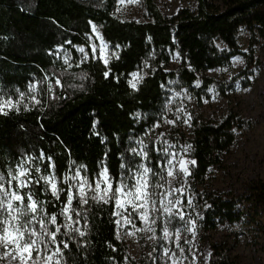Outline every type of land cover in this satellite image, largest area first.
Returning <instances> with one entry per match:
<instances>
[{
  "label": "trees",
  "instance_id": "1",
  "mask_svg": "<svg viewBox=\"0 0 264 264\" xmlns=\"http://www.w3.org/2000/svg\"><path fill=\"white\" fill-rule=\"evenodd\" d=\"M221 1L219 6L211 0H195L193 8L181 7L166 15L155 0H141L144 20L136 21L116 15L118 0H0V89L5 98L14 100L19 89L28 105V110L22 104L20 111L0 115V170L6 172L23 157L37 158L43 152L45 159H36L35 164L47 174V157H52L57 177L68 172L72 161L86 165L89 177L101 161L117 179L142 161L155 173L161 172V146L154 130L165 118L170 91L219 89L221 82L198 73L227 65L240 53L241 27L258 33L264 43V0ZM93 25L108 45L107 66L101 58H93ZM80 47L87 60L82 59ZM174 53L180 63L170 68ZM246 63L243 72H251L252 53ZM134 71L143 72L135 89L129 84ZM46 76L50 82L59 76L65 87L49 93L48 82L41 83ZM33 83L37 90L30 92ZM32 96L40 104H34ZM243 122L232 110L216 122L194 117L189 137L171 128L164 138L190 144L195 164L189 177L192 183L202 184L212 167L222 165L223 154L235 141V129ZM140 146L147 159L131 152ZM249 188L255 201L264 205V178ZM41 189L42 185L36 188L37 197L52 201L46 204L47 211L58 213L60 202ZM204 198L208 203L201 220L204 227L212 229L237 219L236 198L211 192ZM90 204L87 221L80 223L87 235L74 234L68 241L66 264H152L128 256L117 236L112 204ZM81 241L87 246L80 247ZM209 254L208 264H237L221 244H211Z\"/></svg>",
  "mask_w": 264,
  "mask_h": 264
},
{
  "label": "rangeland",
  "instance_id": "2",
  "mask_svg": "<svg viewBox=\"0 0 264 264\" xmlns=\"http://www.w3.org/2000/svg\"><path fill=\"white\" fill-rule=\"evenodd\" d=\"M211 1L219 6L222 4L221 0ZM155 2L166 15L175 13L181 7L195 6V0ZM116 15L124 20L143 21L141 0H125L123 4L118 0ZM93 34L91 49L92 45H96L99 50L101 41ZM103 42L106 43L104 39ZM238 43L240 53L234 55L227 65L198 73L221 82L219 89L211 86L206 92L172 89L169 93L165 118L154 130V137L161 146L163 167L151 180L153 184L163 185L162 188L153 189L157 207L160 208L163 199L165 205L172 207L174 215L169 224L168 215L161 209L152 214L160 218L150 224L141 220L138 213H132L128 218L130 224L122 221L117 226V236L124 243L128 256L135 261L146 258L152 264H208L210 246L218 243L226 247L237 264H264V205L255 201L249 188L253 181L264 178V43L258 33H252L244 27L239 29ZM218 45L223 46L220 42ZM107 53L109 55L108 49ZM250 53L255 67L251 72H243ZM179 63L180 58L174 53L169 67L175 68ZM134 72L143 76L142 71ZM229 110L238 113L244 122L235 129V141L229 151L223 154L222 165L212 167L202 184H194L179 167L181 160L193 161L190 144L170 142L164 138L166 132L175 128L189 137L194 117L216 122ZM168 160H171V165L167 167H171L174 172L172 177L167 175ZM141 163L145 164L144 161ZM192 165H187L189 173ZM207 192L236 198L237 219L220 223L212 229L204 227L201 220L208 206L204 198ZM162 193L170 195L162 196ZM169 201L172 204H168ZM178 212L183 213V220L176 215ZM165 226L172 233L180 229L179 241L175 240V236L168 240L163 238ZM177 243L180 247H177ZM165 248L170 250V254L174 252L175 256L171 259L165 256ZM180 248H183V252Z\"/></svg>",
  "mask_w": 264,
  "mask_h": 264
},
{
  "label": "snow or ice",
  "instance_id": "3",
  "mask_svg": "<svg viewBox=\"0 0 264 264\" xmlns=\"http://www.w3.org/2000/svg\"><path fill=\"white\" fill-rule=\"evenodd\" d=\"M119 2L123 4L125 0H119ZM129 2H134V0H129ZM92 30L101 41L99 50L96 45H92L93 58H103V63L107 66L109 63L108 45L103 42V37L100 36L95 25L92 26ZM78 51L84 53L83 60L88 59V54L83 47H80ZM97 51H99V56H97ZM64 63L69 64L68 59H65ZM108 74L105 72L106 77ZM131 76L129 84L135 89L143 77L138 72L131 73ZM53 80L54 82H50L46 76L41 82H48L49 93H54L57 88L65 87L59 76H54ZM36 90L37 84L29 85L30 92ZM16 91L19 95L14 100L11 96L5 98L3 89H0V115L7 116L13 110L20 111L22 104L24 109L28 110V105L24 103L25 93L20 92L19 89ZM31 101L36 105L40 104L36 96H32ZM169 123H174V121H169ZM131 152L147 159V152L143 147L139 151L132 148ZM36 159L43 161L45 154L42 152L37 158L25 156L17 162L15 167H8L6 172L0 170V264H66L65 250L70 248L68 241L74 238V234L81 238L87 235L80 223L82 219L87 221L86 212L91 207L90 202L97 205L112 204L114 208L112 215L118 217L114 223L118 227L122 221L130 224L131 220L128 218L132 213H138L139 218L145 223L154 224L160 217L152 214L160 212L161 209L169 217L167 223H171L174 215L172 207L165 205L161 199L160 208H158L157 201L153 198L155 196L153 189L162 188L163 185L152 183L149 174L155 176L157 173L143 163L135 169L128 167V174L121 173L117 179L110 174L103 161L91 177H89L86 165H76V162L72 161L68 172L57 177L56 165L52 157H47V174L42 173L41 168L35 164ZM188 163L195 164V161L181 160L179 165L180 171L186 175L190 174L187 168ZM170 165L171 160H168L166 167ZM120 167L125 169L126 165L122 163ZM167 175L169 177L174 175L171 167H167ZM41 185L42 193L50 194L55 201L60 202L58 213L50 214L47 211L46 204L52 201L41 200L37 197L36 188ZM174 191L181 190L175 189ZM62 194L65 196L63 201H61ZM161 195H170V193ZM176 203L178 204L179 201ZM168 204L172 202L169 201ZM176 215L179 219H184L183 213L178 212ZM86 226L85 223L84 227ZM148 230L152 231L151 228ZM173 236L176 241H179L180 229L172 233L165 226L163 238L168 240ZM63 237H68V240ZM79 246L86 247L87 245L81 241ZM177 247H180L178 243ZM180 251L183 252V248H180ZM164 255L171 259L175 253L170 254V250L165 248Z\"/></svg>",
  "mask_w": 264,
  "mask_h": 264
}]
</instances>
